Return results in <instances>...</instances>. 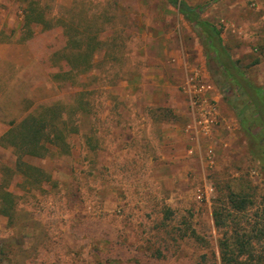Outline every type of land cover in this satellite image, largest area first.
<instances>
[{"label":"rangeland","instance_id":"374dc122","mask_svg":"<svg viewBox=\"0 0 264 264\" xmlns=\"http://www.w3.org/2000/svg\"><path fill=\"white\" fill-rule=\"evenodd\" d=\"M24 1L0 0V123L59 104L78 132L68 154L28 159L51 176L31 190L0 141V185L8 173L18 198L11 220L0 214V264H264V126L250 93L264 88V0H176L221 30L244 88L169 0H42L75 18L76 40L82 27L92 37L95 69L56 79L82 43L60 25L26 37ZM193 69L216 87L214 163L185 139Z\"/></svg>","mask_w":264,"mask_h":264},{"label":"trees","instance_id":"16d2710c","mask_svg":"<svg viewBox=\"0 0 264 264\" xmlns=\"http://www.w3.org/2000/svg\"><path fill=\"white\" fill-rule=\"evenodd\" d=\"M28 0H25L26 2ZM169 2L179 9L184 18L194 26L198 27L204 37V47L207 55L214 61L222 71L231 79H233L239 87H252L237 62L233 60L227 46L222 38L221 30L212 23L201 19V9L192 8L186 3H178L176 0ZM50 8L42 4L41 0H31L24 8L23 31L26 37L33 34V26H43L45 30H51L53 27L60 25L63 27L68 44L82 43L79 46V53L71 54L72 71L56 75V79H61L63 75L69 76L73 73L76 75L87 74L93 68L91 51L89 44L91 36L81 28L78 40H76L77 31L75 30V18L70 13L61 15L60 17H52ZM25 39V37H24ZM78 41V42H77ZM76 55V56H75ZM251 97L257 111V118L264 126V89L251 88ZM62 108L59 104L51 106H42L34 113L28 115L19 125L8 131L1 139L7 147L14 149L17 156L14 173L16 179H20L19 184L24 189H38L43 184L51 181L48 172L32 165L28 162L29 158H44L51 154H68L70 152V144L67 137L78 132V126L69 121L61 113ZM245 124V123H244ZM246 125V124H245ZM264 128V127H263ZM13 177V176H12ZM11 178V176H10ZM10 180L8 173L3 174L0 185V214L8 217L10 220L14 215L15 208L18 204V198L14 193L8 191ZM223 261L226 262V259ZM229 261V260H228Z\"/></svg>","mask_w":264,"mask_h":264},{"label":"built area","instance_id":"2783aa9c","mask_svg":"<svg viewBox=\"0 0 264 264\" xmlns=\"http://www.w3.org/2000/svg\"><path fill=\"white\" fill-rule=\"evenodd\" d=\"M203 76L202 71H195L194 77L184 86L191 113V119L186 125V133L193 143L209 144L207 157L210 163H214L215 150L212 143L214 132L220 122V114L217 105L213 103L216 101L213 93L216 87L205 81L206 77Z\"/></svg>","mask_w":264,"mask_h":264},{"label":"crops","instance_id":"0c3cea01","mask_svg":"<svg viewBox=\"0 0 264 264\" xmlns=\"http://www.w3.org/2000/svg\"><path fill=\"white\" fill-rule=\"evenodd\" d=\"M42 1V0H41ZM24 10V9H23ZM23 10H22V12H23ZM51 16L52 17H55V16H57V17H60L61 15H57V14H51ZM23 20H24V13H23ZM23 25V24H22ZM44 30V29H43ZM5 49H8V47H5ZM1 55H3V54H1ZM3 56H6L5 57V60H10V61H13V62H15L16 60L11 56V58H9V57H7V56H9V55H3ZM194 71H196V69H193ZM185 83H183V85H182V91H183V94H184V101H185V104H186V112L182 115V117H184V120L185 121H187V123L189 122V120L191 119V113H190V108H189V100H188V95L186 94V90H185ZM262 89H264V88H262ZM182 93V92H181ZM26 118V117H25ZM24 118V119H25ZM23 119V120H24ZM22 120V121H23ZM8 129L9 128H5L4 126H3V124L2 123H0V139L4 136V134H5V132H7L8 131ZM10 131V130H9ZM186 133V132H185ZM219 133H220V129H216L215 130V132H214V134H215V137H214V141H213V143L212 144H214L215 142H218V144L219 143H221V142H224L222 139H220V137H219ZM185 139H186V143L189 145V147L190 146H194V147H196V148H198L199 149V147H200V145H198L197 143H190L189 142V135L186 133L185 134ZM203 145V144H202ZM226 145H227V143H226ZM208 145H207V142H206V144H204V148H202V149H199V150H202V152L204 151V153L206 152V150L208 149ZM203 158H204V156H202Z\"/></svg>","mask_w":264,"mask_h":264}]
</instances>
